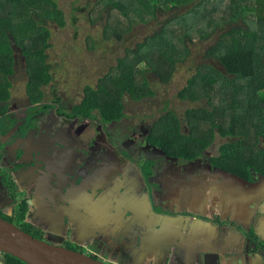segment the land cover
Masks as SVG:
<instances>
[{
	"label": "trees",
	"instance_id": "obj_1",
	"mask_svg": "<svg viewBox=\"0 0 264 264\" xmlns=\"http://www.w3.org/2000/svg\"><path fill=\"white\" fill-rule=\"evenodd\" d=\"M93 6L92 12L99 16L96 20L105 23V38H114L121 49L135 28L148 26L150 34L133 47L125 46L113 69L95 87L88 86L82 104L74 108L87 115L98 109L105 122L123 116L124 96L134 101L155 96L146 72L151 70L160 83L168 84L178 65L191 56L195 40L209 41L216 31L229 26L214 45L209 44L205 58L211 61L197 65L178 95L183 101L210 99L211 109L185 112L189 135L182 131L175 113L166 111L156 122L158 143L172 145L173 153L192 159L211 146L217 130L224 137L238 138L221 147L222 167L238 174L249 175L252 170L264 175V150L251 156L259 137H264V0H95ZM159 15L169 17L161 27L150 25L157 23ZM64 18L58 0H0V100L9 96L13 45L26 65L28 96L34 102L43 97L41 88L53 80L51 66L46 64L49 29L52 25L63 29ZM18 221L25 224L23 209ZM20 228L31 233L27 227ZM5 255L16 264H26Z\"/></svg>",
	"mask_w": 264,
	"mask_h": 264
},
{
	"label": "flooded vegetation",
	"instance_id": "obj_2",
	"mask_svg": "<svg viewBox=\"0 0 264 264\" xmlns=\"http://www.w3.org/2000/svg\"><path fill=\"white\" fill-rule=\"evenodd\" d=\"M13 48L14 70L15 53L22 55L18 47L13 45ZM25 87L18 89L10 86L8 98L0 100V215L1 218L11 219L10 222L19 229L21 226L27 227L31 233L39 236L35 237L37 239L110 264L105 260L101 239L94 235L84 239L75 232L80 209L77 195L82 191L84 181L102 183L103 178H110V174L113 176L116 173L115 177L122 169L129 171L131 167L137 168L140 181L146 186L145 191L150 194V201L157 213L181 212L178 204L167 206L163 199L160 201H164L166 206H159L155 195L161 197L166 180L171 176L174 180L186 176L191 166L199 165V172L209 178L212 175L223 178L227 174L252 182L255 174L264 177L252 170L249 175H244L222 167V152L211 155L208 148L200 157L192 159L182 152L173 153L172 145L166 147L158 143L156 122L163 114L149 123L141 119L140 124L131 125L127 116V95L123 98V116L105 122L98 109H93L87 115L74 108L82 104L88 86L83 88V98L79 104L63 101L55 88L47 96V86L41 88L43 97L34 102ZM203 102V107L210 110V99ZM17 105L22 107L12 110ZM157 112L156 109L151 115L156 117ZM2 148H5V155L9 150L8 159L3 163L6 167L2 165ZM258 150H264V137H259L255 153L251 156L257 157ZM95 191H87L90 202ZM89 201L87 218L91 217L94 206ZM59 206L64 209L69 206V216L59 213ZM22 209L24 225L18 221L19 210ZM104 223L109 226L110 220ZM248 237H252V243L264 252V241L254 231ZM0 264H16V261L0 252Z\"/></svg>",
	"mask_w": 264,
	"mask_h": 264
},
{
	"label": "crops",
	"instance_id": "obj_3",
	"mask_svg": "<svg viewBox=\"0 0 264 264\" xmlns=\"http://www.w3.org/2000/svg\"><path fill=\"white\" fill-rule=\"evenodd\" d=\"M2 152L3 165L9 150ZM198 167L180 179L171 176L162 196L155 195L159 206L178 204L181 212L154 211L135 167L102 183L84 181L77 195L76 234L101 239L110 264H264V252L248 237L254 231L264 241V177L255 174L252 182L227 174L209 178ZM92 189L97 192L90 202ZM87 201L94 204L90 218ZM59 208L69 216V206Z\"/></svg>",
	"mask_w": 264,
	"mask_h": 264
},
{
	"label": "rangeland",
	"instance_id": "obj_4",
	"mask_svg": "<svg viewBox=\"0 0 264 264\" xmlns=\"http://www.w3.org/2000/svg\"><path fill=\"white\" fill-rule=\"evenodd\" d=\"M94 1L58 0L59 8L65 14V27L60 29L56 25H52L49 29L51 37L49 39L50 48L46 52L48 55L46 64L51 66L49 72L53 80L46 87L47 96L51 94L50 90L55 88V92H58L60 99L79 104L83 98V88L85 86L95 87L98 79L108 74L113 66L117 64V58L123 56L125 46L133 47L135 41H141L146 35L150 34L148 26L135 28L132 33L127 35V44L123 45V49H121L120 43L114 38H105V23L96 20V18H99L98 13L92 12ZM76 8H80V11H75ZM102 16L104 19L107 18L105 14H102ZM168 17L167 15H159L157 23L151 22L150 25L156 24L157 27H161ZM74 18L77 20L75 25H73ZM229 29L230 27L226 26L216 31L209 41L195 40L190 45L191 56L178 65L168 84L160 83L151 70L146 72L145 77L155 91V96L144 98L138 103H134L130 97L125 98L129 102L127 116L130 124L138 125L141 123V119L142 122L149 123L151 120L159 118L166 111H173L181 122L182 131L189 135L191 130L188 127V122L185 121L184 114L189 109L204 108V102L183 101L179 99L178 95L181 90L187 87L188 80L195 75L197 65L211 61L205 58L209 44L214 45L219 37ZM15 57L16 64L13 74L8 79L11 86L20 88L27 83L28 74L25 69V62L18 52L15 53ZM144 68L147 70L148 66H144ZM115 72L116 70L113 71V73ZM128 102H126L127 105ZM156 109L158 112L155 117L151 114H154ZM228 119L229 116L226 117V123ZM199 133L203 135L205 129L202 128V132L199 131ZM201 134L198 135L202 136ZM237 139L236 136L224 137L215 130L214 140L207 151L211 155L221 153L223 144Z\"/></svg>",
	"mask_w": 264,
	"mask_h": 264
},
{
	"label": "water",
	"instance_id": "obj_5",
	"mask_svg": "<svg viewBox=\"0 0 264 264\" xmlns=\"http://www.w3.org/2000/svg\"><path fill=\"white\" fill-rule=\"evenodd\" d=\"M0 252L26 264H107L85 253L32 237L1 217Z\"/></svg>",
	"mask_w": 264,
	"mask_h": 264
}]
</instances>
